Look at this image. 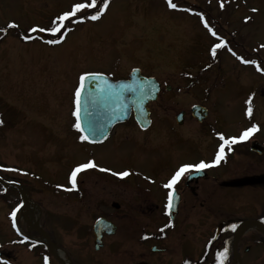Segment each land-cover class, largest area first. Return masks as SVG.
Wrapping results in <instances>:
<instances>
[{"label":"rangeland","instance_id":"1","mask_svg":"<svg viewBox=\"0 0 264 264\" xmlns=\"http://www.w3.org/2000/svg\"><path fill=\"white\" fill-rule=\"evenodd\" d=\"M73 1L0 0V24L7 20L15 25L30 22L34 10L44 3L49 6L48 13H57L68 9ZM180 1L183 5L196 3V10L192 6L194 14L169 11L168 0H113L98 24L83 29V23H68L65 32L79 26L80 30L67 36L66 41L73 43L67 42L64 48L56 43L22 44L10 36L0 41V177L12 180L19 175L24 180L26 193L40 205V227L59 241L74 264H180L177 231H168L167 239L159 238L164 221L150 216V212H159L153 201L156 198L150 203L149 195L140 188L156 187L151 169H157L163 176L158 177L163 182L157 189L160 195L168 190L164 187L168 181L163 180L178 163L186 160L195 164L204 157L194 144L200 134L192 122L176 130L184 140L190 136L193 149L188 151V144L175 140V115L189 103H228L229 107L237 103L239 113L235 116L248 117L250 104L252 111L256 109V115L264 118V79L254 67L258 65L264 72V0ZM198 7L204 11L205 22ZM40 12L36 22L45 25L44 10ZM209 25L214 26L215 36ZM220 34L228 38L224 40L227 44L216 48L213 56L211 49ZM29 35L37 36L34 31L24 33L26 38ZM233 53L237 60L230 55ZM237 57L256 63H244ZM103 61H110V70L104 74L112 79L121 78L123 70L119 68L136 66L144 76H154L162 84L159 98L149 104L154 111V128L136 135L142 146L158 145L155 166L147 159H123L118 150L111 154L119 147L116 145L106 147L107 151L104 145L91 146L79 139L77 129L73 131L75 85L83 70ZM167 86L172 87L170 91ZM125 132L130 134L131 127L118 135ZM207 142L205 139L203 144ZM208 147L202 145L203 153ZM177 148L178 156L173 153ZM101 152L108 154L99 155ZM88 160L97 167L78 172L73 187L72 171ZM16 166L21 168L20 173ZM121 171L129 175H113ZM25 180L30 183L29 189ZM1 189L0 185V249L4 253L0 264H45V257L47 264H60L44 243L30 238V234L40 235L28 229L16 190ZM230 192L238 195L236 190ZM106 200L110 201L108 208ZM111 201L121 204L120 215H111L119 230L105 237L104 246L96 250L92 225L103 211H114ZM148 237V241L143 240ZM34 241L38 245L34 244L31 251L28 246ZM155 244L160 250L153 253ZM253 253L247 257H261L258 264H264L263 247L255 256ZM235 262L238 264V258ZM242 264H247L243 255Z\"/></svg>","mask_w":264,"mask_h":264},{"label":"flooded vegetation","instance_id":"2","mask_svg":"<svg viewBox=\"0 0 264 264\" xmlns=\"http://www.w3.org/2000/svg\"><path fill=\"white\" fill-rule=\"evenodd\" d=\"M77 2H85V0H74L70 3L74 4ZM97 2L99 3V0ZM110 4L112 2L109 3V7ZM21 5L24 6L25 4ZM44 5L34 10V17L30 22L20 21L17 27L12 28H8L6 25L7 23L10 24L11 20H7L5 24H0V28L5 30L0 32V41L4 42L3 40L10 36L20 40L22 44L45 45L49 40L60 37L64 28L70 22H79V25L83 23V29L88 24L94 25L99 23V20L93 21L88 18L80 20L79 14L76 17L70 18V20L61 22L57 17L61 15L60 13L64 12V9L57 13H48L50 11L49 6ZM40 10H44V18H47V21H44V23H47L45 25L39 21L36 22L37 15L41 14ZM87 11L91 14L93 9H87ZM73 19L78 20L75 21ZM35 26L43 28L45 31H34V33L39 34L38 38H31L30 35L26 38L24 33H31ZM56 26H61V30L55 34L47 30ZM79 27L77 29L80 30ZM74 30L67 31L65 38H62L58 44H62L63 48L66 47L64 45L68 42L66 41L67 36L73 33ZM68 43V45H71L73 42ZM37 48L44 47L37 46ZM114 50L117 51L118 49L115 47ZM104 62L97 67L83 71L85 73H105L106 70H110V61ZM115 64L116 62L114 61ZM114 69L116 70L117 66H114ZM119 69L123 70L121 78H127L132 68H124L123 66ZM230 104L231 106L229 107L228 103H189L187 107L181 108L174 118L175 130L173 131L175 133V140L185 145L188 144V151H191L194 147H191L192 143L188 141L190 136H186L185 140L182 139L179 137L180 130H176V128L186 126L187 121L192 122L196 126L195 128L198 130L200 137H197L198 141L194 144L204 154L203 159H200L197 163L201 160L210 163L214 159L218 146L223 143L220 139L221 135L229 140V144L225 145L224 157L218 164L200 171L191 170L184 173L172 189L162 191L160 195H158L157 189L162 187L163 182L158 177L163 176L159 175V170L151 169V175H153L154 182L157 184L156 187H151L150 185H147L145 188L140 187L144 190L145 194L149 195L147 199L150 203L153 198H156L153 201H155L159 212H150V216L164 221L161 229L163 236L166 235V231H177L179 237L176 241L179 245L177 251L180 257V264H218V253H225L222 261L227 263L233 253L236 230L249 221H254L264 226V118L256 115V110L252 111L253 116H235V113H239V107L237 103ZM196 105H202L207 109V115L203 120H199L194 114V107ZM150 110L152 121L146 129L140 127L132 114L126 122L115 125L109 136L102 142H85L96 147L104 145L105 151H107L106 147L109 148L110 145V147L119 146L112 150L111 154H117L116 150H118L123 159H134L136 161L147 159L155 166V163L158 162V156L154 152L158 150V145L145 144L142 146L143 144L139 142L136 136L140 133L145 134L154 128L156 122L154 111L152 108ZM229 113L231 115H228ZM180 117L181 120L178 119ZM252 125H256L258 130L254 131L244 140L237 139L236 143L231 142L230 138H238L241 133L252 127ZM127 126L131 127V133L127 134L128 132H125L118 135ZM205 139H208L207 144H203ZM202 145L205 147L209 145L205 150L207 153H203ZM179 151L177 148L173 153H177L178 156ZM101 154L106 156L108 153L101 152L99 155ZM185 163L190 164V161L185 160L182 164L178 163L171 175L166 176L168 178L163 181H167ZM103 166H106V164ZM17 182L24 188V181L21 180L20 176ZM243 182L248 183L238 184ZM25 185L29 189L30 183L28 181H25ZM171 190L176 191L179 202L174 220L170 223L166 204L168 202V193ZM230 190H236L238 195H234ZM109 202V200H106L107 208L109 207ZM120 209H113L114 211L111 212L103 211L100 216L112 219L111 215L113 214L118 217ZM167 237L165 238L167 239ZM236 247L243 255V261H246L247 264H258V262H261V257L255 256L259 247H263L264 249V235L261 234L260 227L255 226L254 230L239 236ZM249 253H253L255 257L249 259L247 257Z\"/></svg>","mask_w":264,"mask_h":264},{"label":"water","instance_id":"3","mask_svg":"<svg viewBox=\"0 0 264 264\" xmlns=\"http://www.w3.org/2000/svg\"><path fill=\"white\" fill-rule=\"evenodd\" d=\"M112 85L109 89L104 81ZM121 85H130V88H122ZM160 91L159 83L153 78H146L141 75L140 70L135 69L129 80L112 81L105 75L89 77L85 81V87L81 95L80 103V122L85 129L84 134L89 136V140L96 142L103 140L109 133L113 125L125 120L133 106L137 110V119L140 124L149 121V111L146 104L156 100ZM199 114L204 117L206 111L198 108ZM181 120V117L178 118ZM146 121V122H144ZM98 129L97 131H89L90 128ZM103 133V134H101ZM254 182V181H252ZM248 182L238 183L246 184ZM13 184V183H9ZM24 202H27V195L21 189ZM173 203V202H172ZM119 207L118 203L113 204ZM117 227L104 218H100L94 225L95 248L98 250L103 246L104 233L114 234ZM40 233H45L42 229H38ZM238 236H236L237 240ZM50 246H54L48 236ZM155 251L156 248L154 247ZM237 253V249L235 248ZM61 261V260H60ZM62 264H64L61 261Z\"/></svg>","mask_w":264,"mask_h":264},{"label":"snow or ice","instance_id":"4","mask_svg":"<svg viewBox=\"0 0 264 264\" xmlns=\"http://www.w3.org/2000/svg\"><path fill=\"white\" fill-rule=\"evenodd\" d=\"M110 0H99V3L97 2V0H85V2H77L75 4L72 5L71 9L69 11H65L62 15H60L59 17H57V19L61 22L65 21V20H70V18L72 17H76L77 14H79V19L83 20L85 18L91 19L93 21L99 19L102 14L105 12V10L107 9V7L109 6ZM168 6L170 8H177V5L175 3L172 2V0H168ZM221 7H223V4H221ZM87 9H93V12L91 14L88 13ZM253 11H256V9H253ZM203 19V17H201ZM246 20L248 19L247 17L245 18ZM74 22V21H73ZM207 27V24L205 25ZM9 28L12 27H17V25L15 24H9L8 25ZM48 31L52 32L53 34L59 32L61 30V26H56V27H52L50 29H47ZM5 31L4 29L0 28V32ZM32 31H36L35 28L32 29ZM39 31H45V29L41 28L39 29ZM210 32H212V35L215 36L216 33L214 31H212V29H209ZM59 41L57 40H49L48 43H58ZM223 41H221L220 44L214 45L213 48L211 49V53L213 56H215L216 54V48H219L223 45ZM261 47H264V45H261ZM229 51H231V49H229ZM233 55H235V53H233ZM238 59H242L240 57H237ZM242 62L244 63H256L255 61H247V60H243ZM101 74L99 73H82L79 76V85L76 87L75 92H74V98H75V111L73 113V115L76 117V123L73 125V127H75L79 132H81V135L79 137V139L81 141H88L89 140V136L88 135H84L83 133L85 132V129L81 126V122H80V103H81V95H82V91L85 87V81L89 78V77H95V76H100ZM104 83L107 85V87L109 89L112 88L111 84H108V82L105 80ZM122 88H130V85H121ZM252 113V108L249 104V107L247 109V114L249 116H251ZM98 129L90 128L89 131H97ZM258 128L256 125H252V127L246 129L243 133H241V135L236 138H230L232 143H236L237 139L239 140H244L246 139L249 135H251L254 131H257ZM103 134V133H101ZM220 139L223 141V143H221L218 146V150L217 153L214 157V159L210 162V163H206L205 161L201 160L199 163H195V164H183L181 165L175 172L174 174L171 176V178L168 180V182L164 185L165 188L168 189H172L173 186L180 180L181 176L186 173V172H190L191 170H196V171H200L202 169H205L207 167H211L214 166L216 164H218L220 162L221 159H223L224 157V149H225V145L229 144V140L225 139L223 137V135L220 136ZM230 147H229V151H230ZM97 165L92 161V160H88L85 163H81L79 165L76 166V168L72 171L71 173V181L73 184V187H75V178L78 172H81L83 170H87L89 168H96ZM100 171H110L107 169H103L100 168ZM113 175H117L120 178L126 177L129 175L128 171H121L118 173H113ZM168 202L166 204V209H171L173 206V192L169 191L168 193V198H167ZM234 227V226H233ZM225 253H218V261L219 264H222V258L224 257ZM45 264H47V257H45Z\"/></svg>","mask_w":264,"mask_h":264},{"label":"bare ground","instance_id":"5","mask_svg":"<svg viewBox=\"0 0 264 264\" xmlns=\"http://www.w3.org/2000/svg\"><path fill=\"white\" fill-rule=\"evenodd\" d=\"M111 5V4H110ZM106 15V13L102 16L101 19ZM40 208L38 204L33 202L32 200H29L25 207L22 210L23 217L27 220L28 229L32 230L34 228H39V216H40ZM253 224H246L244 225L240 230L239 233L244 232L248 228H252ZM39 241L42 243H48V239L45 234H42L38 237ZM51 251L53 254H55L61 261L64 262V264H74L73 261L67 258L65 251L60 248L59 246H50Z\"/></svg>","mask_w":264,"mask_h":264},{"label":"trees","instance_id":"6","mask_svg":"<svg viewBox=\"0 0 264 264\" xmlns=\"http://www.w3.org/2000/svg\"><path fill=\"white\" fill-rule=\"evenodd\" d=\"M189 3V2H188ZM190 4V3H189ZM198 10H202L203 11V9H199L198 8ZM203 13H204V11H203ZM218 26L222 29L223 27H222V25H220V24H218ZM242 44V43H241ZM237 45H239L240 46V43H237Z\"/></svg>","mask_w":264,"mask_h":264}]
</instances>
